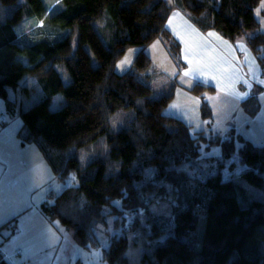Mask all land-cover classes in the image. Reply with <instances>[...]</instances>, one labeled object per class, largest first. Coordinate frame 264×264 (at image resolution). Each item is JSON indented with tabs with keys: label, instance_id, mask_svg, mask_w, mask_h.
Here are the masks:
<instances>
[{
	"label": "trees",
	"instance_id": "trees-1",
	"mask_svg": "<svg viewBox=\"0 0 264 264\" xmlns=\"http://www.w3.org/2000/svg\"><path fill=\"white\" fill-rule=\"evenodd\" d=\"M263 1L181 0L180 5L201 30L215 29L230 41L245 38L264 71V32L255 15ZM50 6L25 0L0 21V97L15 111L18 102L11 91L26 74L37 77L42 89L38 100L20 110L18 136L22 144L39 147L56 177L65 180L75 173L78 180L76 186L49 192L50 200L41 205L48 219L71 228L80 246L93 248L100 244L97 226L108 224L105 208L120 212L114 224L124 231L110 233V245L103 249L110 264H130L131 231L148 240L143 264H264V144L233 132L209 137L204 129L192 131L184 119L165 114L175 88L153 95L146 73L152 58L144 49L135 56L133 70H116L129 47L170 37L166 23L173 6L167 0H59ZM261 11L264 15V7ZM29 18L43 25L27 39L18 34L17 24ZM207 87L196 83L189 90L202 94ZM60 92L62 105L52 109ZM243 107L257 113L254 90ZM123 109L130 112L115 130L111 116ZM212 115L204 101L201 116ZM202 141L222 149L215 171L207 175L184 167L201 156ZM81 148L94 154L86 164L78 156ZM235 151L238 160L230 167L245 168L237 178H225L223 168ZM159 200L170 202L169 216L150 211ZM142 211L149 225L142 224ZM123 212L133 215L129 224ZM0 264L13 263L0 251Z\"/></svg>",
	"mask_w": 264,
	"mask_h": 264
},
{
	"label": "rangeland",
	"instance_id": "rangeland-1",
	"mask_svg": "<svg viewBox=\"0 0 264 264\" xmlns=\"http://www.w3.org/2000/svg\"><path fill=\"white\" fill-rule=\"evenodd\" d=\"M45 1L48 5H51L50 9H52L59 0ZM24 2L25 0H18L15 5L0 4V21H4L8 15H14V10L18 6L24 4ZM167 2L173 7L181 6V0H167ZM262 7H264V1L255 9V15L260 21L258 30L264 32V15L261 11ZM42 25L43 21L38 22L34 18H29L17 24V31L22 37L29 39L41 32L38 30V26ZM43 34H49V32L45 31ZM240 39L247 42L245 38ZM240 39L236 41L239 42ZM236 41L231 42H233V44H238L235 43ZM173 43L179 45V51L173 49ZM141 49H144L152 58V64L146 73L149 75V81L154 87L153 95L158 97L170 91L171 87L175 88V97L164 109L165 114L184 119L187 123L192 125V131L204 129L205 134L209 137L218 134L225 138L229 137L230 133L233 132L237 136L250 139L256 145L264 144V71L259 60V55L250 47V53L238 48L237 51H232L233 53L231 54L225 50L222 53H218L215 57L212 56V63L220 65V73L209 72L204 79L195 80L185 76L186 74L183 71L185 64L181 57V45L179 41H177L173 35H170V37L161 36L146 47L137 45L129 47L126 53L117 61L116 70L120 73L133 70L135 56ZM24 61H27V59L24 58ZM93 63L97 64L95 58L93 59ZM61 71L64 74L67 73L64 67L61 68ZM196 83H201L210 87L203 89L201 92L202 94H196L189 90V88ZM253 90L255 91L259 108L256 114L251 115L243 107V101L251 97ZM41 91L42 89L37 77L26 74L19 81L18 87L14 91H11V95L16 97L18 102L15 111H10L3 98L0 97V122L4 120L2 125L6 126L5 129L0 131V151H3V155L9 164L13 155L7 147L5 148L3 146L2 141L4 138H12L16 130L22 126L23 121L20 110L28 108L32 103L38 100L41 97ZM238 91H248L250 93L249 96L241 102L237 101L235 98L236 92ZM63 99L62 93H57L53 98L51 108H59L62 105ZM204 101L209 104L213 111V115L210 119H204L201 116V105ZM129 112V109H123L115 112L111 116V125L113 129L118 130L125 124L124 121ZM19 139L20 138L16 137L17 142L21 140ZM207 143L208 142L202 141L200 147L201 156L193 161L192 164H186L184 166L191 173L198 172L199 174L204 173L206 175L212 173L215 171L213 167H216L218 160L222 158L221 144H214L207 148ZM236 143L238 147L240 141L237 140ZM25 144L39 150L35 143L28 142ZM90 150L89 148H81L79 150L78 156L82 164L88 163L94 157L93 152ZM26 151H30V149ZM29 153L30 152L27 154ZM29 155L33 158L35 157L33 153ZM210 156L215 158L212 159ZM237 160L238 154L237 151H235L223 168V175L225 178H237L242 170H244L245 166L240 163H237V166L234 168L230 167L231 162ZM11 166L12 170L15 172L19 167L18 161L12 163ZM48 168L49 171H47V173L42 171V173L35 174L34 168H32V173H28L24 178L21 176L18 177V175L15 177V180L19 179L20 187H22L23 190L26 188L25 192L22 194L26 197V203H31L34 210L37 208V204L40 201L48 198V194H45L46 191L59 193L66 187L78 185L75 173H71L65 180H61L55 176L49 166ZM9 173H11L10 170L7 171L5 179L0 181L2 182L0 185V221H5V217H8L7 215H10L9 213H11L13 209L16 212L23 209L18 195L15 196L11 191H7L5 188ZM148 178H151L150 173L148 174ZM31 192L33 196L29 197V193ZM115 204L120 206L119 201H116ZM112 209L113 208L109 206L104 210V212L108 214V224H99L95 230L100 241L99 246L93 248H84L80 246L74 239L73 230L60 223L58 220H55V224L58 226L61 234L58 235L59 241L42 240L32 243L31 248L33 251H31V253L34 259L31 264H110L107 260L103 259V249L110 245V233H121L124 231L122 225L116 226L114 224L115 219L121 213H110ZM150 211L154 214L169 216L172 213V206L168 200H159L152 204ZM123 214L127 216L129 224L131 216L133 215L129 212H123ZM140 216L142 224L149 225L145 219V211H142ZM10 231V226H6L1 230L0 242L2 241L3 247L11 246L10 248L12 249L9 250V253L15 256L16 264H22L20 258L17 257L19 254L15 253L16 248L21 245L20 243H28L32 236L28 233L29 229L25 224L16 229L13 234H10ZM135 233L136 232L133 231L129 233L130 247L127 251V256L130 260V264H143L148 240L146 241L140 234L134 236ZM163 237L164 234L160 235L158 239H162Z\"/></svg>",
	"mask_w": 264,
	"mask_h": 264
},
{
	"label": "crops",
	"instance_id": "crops-1",
	"mask_svg": "<svg viewBox=\"0 0 264 264\" xmlns=\"http://www.w3.org/2000/svg\"><path fill=\"white\" fill-rule=\"evenodd\" d=\"M166 27L171 35H173L181 45V57L185 64V68L183 70L186 74L185 76L195 80L204 79L209 72L220 73V65L212 63V56L215 57L218 53H222L225 50L231 54L237 51L238 48H241L247 53H250L251 51L247 42H244L242 39H240L239 42H237L238 40L235 42L238 44H233V42L215 29H209L207 31L201 30L187 17L181 6L173 7V10L167 20ZM249 93L250 92L248 91H238L236 92L235 98L237 101L242 102L249 96ZM3 123L4 120L0 122V131L6 127L5 125H2ZM18 129L13 134L12 138H4L2 141L3 146L5 148L7 147L11 151L13 157L9 164L3 155V151H0V181L5 179L7 171L10 170L11 173L7 176L5 188L7 191H11L15 196L18 195V199L21 201L23 209H20L18 212L13 209L11 213H9L10 215L5 217V221H0V232L6 226L11 227L10 234H13L16 229L21 227V225L25 224L26 227H28V233L32 236V238L28 243L23 242L20 243L21 245L18 247L16 246L17 248L15 253L19 254L17 257L20 258L22 264H31L34 259L31 253V251H33L31 244L42 240L58 242V235L61 234L58 226L55 224V221L49 220L41 208L42 203L50 200V191L45 192L46 195L48 194L47 197L49 199L46 197L47 199L40 201L37 204V208L34 210L31 203H26V197L22 194L25 192L26 188L23 190V188L20 187L19 179L15 180L16 175L24 178L28 173H32V168H34L35 174L42 173V171L47 173V171H49V164L40 149L38 150L37 148H32V146L22 144L20 139L19 142L16 141V137L19 138ZM27 149H30V151H26ZM28 152H30L29 154L33 153L35 157L33 158L31 155L27 154ZM15 161H18L19 167L14 172L11 164L15 163ZM1 183L2 182H0V185ZM30 196H33L32 192L29 193V197ZM6 222L9 223L7 225H3ZM3 246L4 245L1 241L0 251L3 254V257L8 258L13 264H16L17 262L15 261V256H13L12 253H9V250L12 249L10 248L11 246Z\"/></svg>",
	"mask_w": 264,
	"mask_h": 264
}]
</instances>
